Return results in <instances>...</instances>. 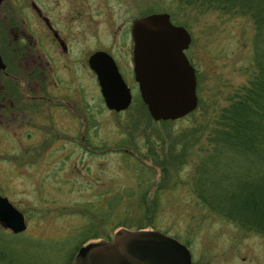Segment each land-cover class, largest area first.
<instances>
[{
    "label": "rangeland",
    "instance_id": "1",
    "mask_svg": "<svg viewBox=\"0 0 264 264\" xmlns=\"http://www.w3.org/2000/svg\"><path fill=\"white\" fill-rule=\"evenodd\" d=\"M30 1L26 0L28 4ZM14 2L19 6V0ZM34 2L54 21L60 17L65 20L77 9L83 11L80 20L72 23L78 40L76 79L77 73L81 75L82 62L98 49L108 50L122 73L126 71L123 64L130 69V62L124 60L130 56L132 20L150 13H169L172 23L186 27L191 35L185 53L197 68L198 106L180 119L155 121L136 81L128 77L135 102L123 114H109L101 106L93 77L89 90L92 106L86 112L90 122H85L83 112L78 111L77 101L79 122H8L9 111L0 110V195L24 214L27 225L19 234L0 227V264H70L77 237L94 224L96 229L91 232L96 230L100 237L86 244L109 240L121 228L137 230L143 226L185 245L191 254L190 264H264V236L246 232L208 212L187 182L193 157L185 165L173 158L174 149L185 143L179 137L184 131L197 140L188 143L187 151H204L207 129L216 122L219 109L250 79V19L218 12L196 13L176 0ZM29 31L39 42L37 26L32 25ZM14 33L3 29L0 40V52L10 64L7 73L13 77L7 78L10 88L21 86V78L29 70L23 49L10 41ZM73 86L80 93L77 81ZM156 150L163 162L146 154ZM155 163L156 183L142 201L145 179L153 174L149 167ZM146 164L149 167L143 169ZM161 170L166 172L162 180ZM155 196L158 212L154 216L144 214L143 203L154 201Z\"/></svg>",
    "mask_w": 264,
    "mask_h": 264
},
{
    "label": "trees",
    "instance_id": "2",
    "mask_svg": "<svg viewBox=\"0 0 264 264\" xmlns=\"http://www.w3.org/2000/svg\"><path fill=\"white\" fill-rule=\"evenodd\" d=\"M176 1L196 13L218 12L225 16L247 17L251 21L253 65L250 79L238 86L229 103L219 109L216 122L207 129L204 151L201 154L188 152V143L197 140L191 138L193 134L184 131L179 137L185 139V143L180 149H174L176 156L173 158L185 165L193 157L187 182L199 204L208 212L235 223L246 232L264 236V0ZM149 153L157 157L156 162H163L162 154L157 150L146 152ZM157 165L141 166L153 171L145 179L147 188L141 191L142 201L148 198L150 188L156 183L154 168ZM161 171L159 177L162 180L166 172ZM159 208L157 196L154 201L142 205L143 213L150 216H154ZM142 228L139 226L137 230ZM94 229L95 224L77 237L69 259L89 239L100 237L96 230L91 232Z\"/></svg>",
    "mask_w": 264,
    "mask_h": 264
},
{
    "label": "water",
    "instance_id": "3",
    "mask_svg": "<svg viewBox=\"0 0 264 264\" xmlns=\"http://www.w3.org/2000/svg\"><path fill=\"white\" fill-rule=\"evenodd\" d=\"M1 1V0H0ZM135 81L148 113L155 121L176 120L198 105L195 69L185 55L191 42L188 30L175 25L167 12L135 18L131 24ZM89 65L96 73L109 109H125L129 88L109 54L95 51ZM5 68L0 55V70ZM0 227L13 234L25 231L23 213L0 195ZM187 248L158 230L119 229L109 240L80 247L70 264H190Z\"/></svg>",
    "mask_w": 264,
    "mask_h": 264
},
{
    "label": "flooded vegetation",
    "instance_id": "4",
    "mask_svg": "<svg viewBox=\"0 0 264 264\" xmlns=\"http://www.w3.org/2000/svg\"><path fill=\"white\" fill-rule=\"evenodd\" d=\"M11 4L14 7H11ZM18 4L19 6H16L14 0L0 1V40H2L1 30L5 29L9 34L15 31L12 35L13 38L10 37V41L19 46L21 50L23 49V56L26 58V63L29 64V67H27L29 70L26 72L25 78H21L23 80L21 86L18 85L16 88L7 87V78L13 77L7 73L10 64L0 52L2 61L5 64V68L0 70V110L6 111L7 114L9 111L8 122H79L81 115L77 112V103L79 105L78 111L83 112L85 122H90L87 120L86 112L92 106L89 90L93 77L98 85L100 93L98 97L102 101L101 106L109 114L119 115L131 109L135 102L133 86L130 81L134 80L135 82L132 62L133 40L130 32L132 22L129 28L131 38L130 56L128 55L124 60L125 63L130 62V69H127L123 64L126 71L122 73L108 50L98 49L111 56L121 78L129 88L131 96L129 105L125 109L115 111L106 106L96 73L89 65L90 55L98 50L93 51L86 58V61L82 62L80 65L81 75L77 73V79L74 78L76 74L75 49L78 48L75 45L78 40L72 32V23L76 19L80 20L83 11L77 9L76 14L65 17V20L60 17L59 21H54L50 15L44 12L43 6L35 3L34 0H31L29 4L26 0H19ZM32 25H36L38 28L39 42L33 40V34L29 31ZM189 61L193 65L190 59ZM195 75L197 76V68H195ZM75 81H77V88L80 93L73 86Z\"/></svg>",
    "mask_w": 264,
    "mask_h": 264
}]
</instances>
